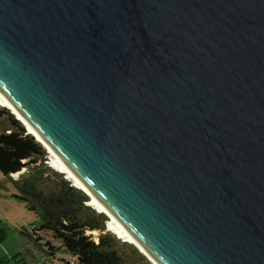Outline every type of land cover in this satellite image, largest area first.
I'll use <instances>...</instances> for the list:
<instances>
[{"label": "water", "instance_id": "obj_1", "mask_svg": "<svg viewBox=\"0 0 264 264\" xmlns=\"http://www.w3.org/2000/svg\"><path fill=\"white\" fill-rule=\"evenodd\" d=\"M0 93L159 264H264V0H0Z\"/></svg>", "mask_w": 264, "mask_h": 264}, {"label": "trees", "instance_id": "obj_2", "mask_svg": "<svg viewBox=\"0 0 264 264\" xmlns=\"http://www.w3.org/2000/svg\"><path fill=\"white\" fill-rule=\"evenodd\" d=\"M9 117V127L0 131V172L14 183L19 193L17 199L37 216L29 225V231L36 235L35 241L40 240L39 232L49 235L68 253L64 264H128L129 260L116 249L117 241L113 236L101 232L106 217L96 214L86 204L88 196L57 172H53L55 178L49 180L45 175L44 147L26 133L17 119ZM23 168L28 170L26 174L20 173L14 179L12 174ZM87 230L101 233L95 240ZM43 248L51 257L58 250L49 240L44 242Z\"/></svg>", "mask_w": 264, "mask_h": 264}, {"label": "rangeland", "instance_id": "obj_3", "mask_svg": "<svg viewBox=\"0 0 264 264\" xmlns=\"http://www.w3.org/2000/svg\"><path fill=\"white\" fill-rule=\"evenodd\" d=\"M9 115L15 119V116L7 108L0 106V131L9 127ZM44 151L46 154L44 163L47 166L45 175H48L49 180H53L55 178L53 172H57L61 178L66 179L73 185V182L66 178L63 173L50 167L48 164V153L45 148ZM21 170L20 175H24L28 171L26 168ZM18 195L19 193L14 183L0 172V236H3V239L0 240V264H64L63 261L69 258L68 253L63 248H60L58 243L49 235L39 232L40 240L38 242L35 241L36 235L29 231V225L36 221L37 216L26 209L25 203L17 199ZM90 208L92 207L90 206ZM94 212L104 215L95 210ZM101 232L113 236L117 241L115 244L116 249L129 260L128 264H151L133 244L121 241L112 232L107 231L105 221L104 230ZM101 232L98 230L86 231L95 240ZM2 233L4 234L1 235ZM47 240L55 248H58L53 257L48 256L43 248V244Z\"/></svg>", "mask_w": 264, "mask_h": 264}, {"label": "bare ground", "instance_id": "obj_4", "mask_svg": "<svg viewBox=\"0 0 264 264\" xmlns=\"http://www.w3.org/2000/svg\"><path fill=\"white\" fill-rule=\"evenodd\" d=\"M0 106L7 108L21 124H23L27 132L35 138L48 153V164L58 172L63 173L66 178L70 179L77 188L83 191L87 196L88 200L86 204L91 206L96 212L103 213L106 216L105 228L107 231L112 232L121 241L133 244L138 251H140L151 264H159L145 248L134 238L131 232L117 219L111 212H109L99 201L97 196L92 192L86 184L82 182L80 178L72 171L58 156L55 150L43 139V137L35 131L25 120V118L19 113V111L13 106L11 101L4 97L0 93ZM20 171V170H19ZM18 172V171H17ZM12 175L15 176L16 173Z\"/></svg>", "mask_w": 264, "mask_h": 264}, {"label": "built area", "instance_id": "obj_5", "mask_svg": "<svg viewBox=\"0 0 264 264\" xmlns=\"http://www.w3.org/2000/svg\"><path fill=\"white\" fill-rule=\"evenodd\" d=\"M26 133H27V132H26ZM21 172H22V170H21L20 172H17L15 176L12 175V177H13L14 179H17V178L19 177V174H20Z\"/></svg>", "mask_w": 264, "mask_h": 264}, {"label": "clouds", "instance_id": "obj_6", "mask_svg": "<svg viewBox=\"0 0 264 264\" xmlns=\"http://www.w3.org/2000/svg\"><path fill=\"white\" fill-rule=\"evenodd\" d=\"M28 133V132H27Z\"/></svg>", "mask_w": 264, "mask_h": 264}]
</instances>
